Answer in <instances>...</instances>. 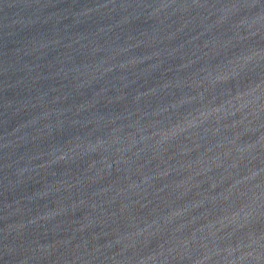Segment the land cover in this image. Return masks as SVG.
I'll list each match as a JSON object with an SVG mask.
<instances>
[{"label": "water", "instance_id": "water-1", "mask_svg": "<svg viewBox=\"0 0 264 264\" xmlns=\"http://www.w3.org/2000/svg\"><path fill=\"white\" fill-rule=\"evenodd\" d=\"M0 264H264V0H0Z\"/></svg>", "mask_w": 264, "mask_h": 264}]
</instances>
